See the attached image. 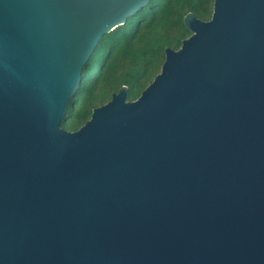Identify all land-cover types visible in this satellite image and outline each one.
I'll list each match as a JSON object with an SVG mask.
<instances>
[{
    "label": "water",
    "instance_id": "1",
    "mask_svg": "<svg viewBox=\"0 0 264 264\" xmlns=\"http://www.w3.org/2000/svg\"><path fill=\"white\" fill-rule=\"evenodd\" d=\"M149 1L0 0V264H264V0L188 12L138 98L62 126Z\"/></svg>",
    "mask_w": 264,
    "mask_h": 264
},
{
    "label": "trees",
    "instance_id": "2",
    "mask_svg": "<svg viewBox=\"0 0 264 264\" xmlns=\"http://www.w3.org/2000/svg\"><path fill=\"white\" fill-rule=\"evenodd\" d=\"M213 6L214 0H150L125 24L106 34L83 66L81 83L69 101L68 120L62 126L78 129L122 85L128 86V100L138 98L161 71L165 48L178 49L191 35L184 16L191 11L209 20Z\"/></svg>",
    "mask_w": 264,
    "mask_h": 264
}]
</instances>
